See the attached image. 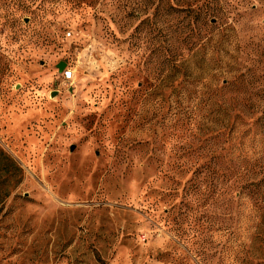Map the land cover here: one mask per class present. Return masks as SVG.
<instances>
[{"label":"rangeland","instance_id":"obj_1","mask_svg":"<svg viewBox=\"0 0 264 264\" xmlns=\"http://www.w3.org/2000/svg\"><path fill=\"white\" fill-rule=\"evenodd\" d=\"M0 264H264V0H0Z\"/></svg>","mask_w":264,"mask_h":264},{"label":"trees","instance_id":"obj_2","mask_svg":"<svg viewBox=\"0 0 264 264\" xmlns=\"http://www.w3.org/2000/svg\"><path fill=\"white\" fill-rule=\"evenodd\" d=\"M155 9L158 11L159 9V4L156 5ZM172 13L177 12H184L186 14H192L191 16H187L189 17L192 21H197L200 24H204L205 20H207V9L204 6H197V4L194 5H185V4H173L170 5L167 9L165 8V13H164V9L161 10L160 14L162 16H169L171 11ZM164 13V15H163ZM203 22V23H202ZM3 173L5 174V176L7 178H14L15 177V173L13 169H8V168H3ZM10 195V193H6L4 198H8Z\"/></svg>","mask_w":264,"mask_h":264},{"label":"built area","instance_id":"obj_3","mask_svg":"<svg viewBox=\"0 0 264 264\" xmlns=\"http://www.w3.org/2000/svg\"><path fill=\"white\" fill-rule=\"evenodd\" d=\"M63 80H65L66 82L70 81L73 78V72L72 70L69 69H65L62 74H61Z\"/></svg>","mask_w":264,"mask_h":264},{"label":"water","instance_id":"obj_4","mask_svg":"<svg viewBox=\"0 0 264 264\" xmlns=\"http://www.w3.org/2000/svg\"><path fill=\"white\" fill-rule=\"evenodd\" d=\"M215 23V20L213 19L212 21H211V24H214ZM65 67H66V64L65 63H61V64H59L58 65V71H59V73L60 74H62V72H63V70L65 69ZM51 97H53V95H51ZM73 149V147L71 148V150Z\"/></svg>","mask_w":264,"mask_h":264}]
</instances>
